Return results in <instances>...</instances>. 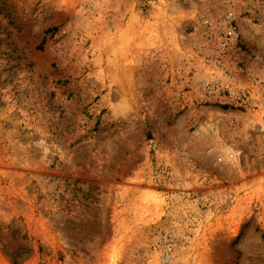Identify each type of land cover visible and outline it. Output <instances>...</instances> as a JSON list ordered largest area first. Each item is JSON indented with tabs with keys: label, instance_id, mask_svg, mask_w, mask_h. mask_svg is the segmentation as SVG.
Instances as JSON below:
<instances>
[{
	"label": "rangeland",
	"instance_id": "1",
	"mask_svg": "<svg viewBox=\"0 0 264 264\" xmlns=\"http://www.w3.org/2000/svg\"><path fill=\"white\" fill-rule=\"evenodd\" d=\"M0 264H264V0H0Z\"/></svg>",
	"mask_w": 264,
	"mask_h": 264
}]
</instances>
